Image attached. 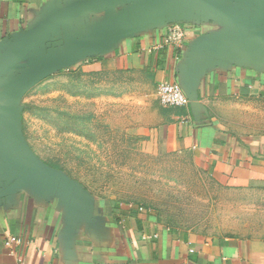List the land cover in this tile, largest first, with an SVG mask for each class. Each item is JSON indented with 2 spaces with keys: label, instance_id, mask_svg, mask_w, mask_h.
Listing matches in <instances>:
<instances>
[{
  "label": "crops",
  "instance_id": "1",
  "mask_svg": "<svg viewBox=\"0 0 264 264\" xmlns=\"http://www.w3.org/2000/svg\"><path fill=\"white\" fill-rule=\"evenodd\" d=\"M80 1L0 0V61L23 33ZM166 23L185 26L181 48L162 46ZM105 66L155 88L178 85L184 103L166 109L167 147L225 189L264 190V0L98 7L25 46L0 73V264H264V238L167 226L141 204L97 196L39 159L24 129L29 89Z\"/></svg>",
  "mask_w": 264,
  "mask_h": 264
},
{
  "label": "rangeland",
  "instance_id": "2",
  "mask_svg": "<svg viewBox=\"0 0 264 264\" xmlns=\"http://www.w3.org/2000/svg\"><path fill=\"white\" fill-rule=\"evenodd\" d=\"M166 109L145 76L76 68L32 85L24 129L43 163L97 196L141 204L206 237L264 238V190L225 189L169 149Z\"/></svg>",
  "mask_w": 264,
  "mask_h": 264
},
{
  "label": "water",
  "instance_id": "3",
  "mask_svg": "<svg viewBox=\"0 0 264 264\" xmlns=\"http://www.w3.org/2000/svg\"><path fill=\"white\" fill-rule=\"evenodd\" d=\"M127 0H82L61 10L57 11L54 15L45 19L41 24L35 28L23 33L19 38L13 43L12 47L9 49L5 57L0 61V73L8 70L15 62L20 51L27 45L43 37L63 21L79 15L85 11L95 9L98 7H103ZM169 24L166 23L162 28ZM177 24V23H176Z\"/></svg>",
  "mask_w": 264,
  "mask_h": 264
},
{
  "label": "built area",
  "instance_id": "4",
  "mask_svg": "<svg viewBox=\"0 0 264 264\" xmlns=\"http://www.w3.org/2000/svg\"><path fill=\"white\" fill-rule=\"evenodd\" d=\"M185 26L181 24H169L161 32L162 46L169 48H181L185 41ZM160 101L167 107H178L184 103L179 86L169 82H163L156 88ZM11 241H7L10 244Z\"/></svg>",
  "mask_w": 264,
  "mask_h": 264
}]
</instances>
